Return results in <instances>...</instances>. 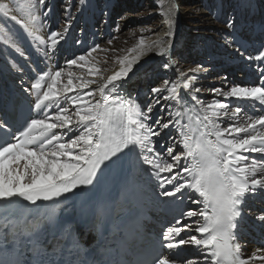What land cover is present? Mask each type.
<instances>
[{
	"label": "snow or ice",
	"instance_id": "6c2138e0",
	"mask_svg": "<svg viewBox=\"0 0 264 264\" xmlns=\"http://www.w3.org/2000/svg\"><path fill=\"white\" fill-rule=\"evenodd\" d=\"M63 8V25L45 39L39 33L52 11L47 0H0V22L11 25L0 29V43L26 62L17 42L22 36L37 51L55 50L75 19L73 0ZM161 14L170 24L171 9ZM171 35L169 26L157 39L141 35L126 49L110 47L115 37L108 47L96 44L66 59V67L37 72L23 89L32 99L19 126L0 113V264H104L80 259L71 225L49 240L11 210L92 186L125 156H134L167 203L196 206L173 217L136 264H264V245L245 255L239 240L245 216L264 227V211L246 208L264 196V67L257 65L258 83L229 85L224 78L225 86L205 89L198 79L208 69L179 67L169 55ZM152 52L167 58L162 67L176 79L152 87L141 106L124 92L125 81ZM245 58L264 62V48ZM205 92L212 98H202Z\"/></svg>",
	"mask_w": 264,
	"mask_h": 264
},
{
	"label": "bare ground",
	"instance_id": "6f19581e",
	"mask_svg": "<svg viewBox=\"0 0 264 264\" xmlns=\"http://www.w3.org/2000/svg\"><path fill=\"white\" fill-rule=\"evenodd\" d=\"M199 1L205 2L206 6L210 5L212 14H203L207 9L201 8ZM47 3L51 5L52 11L47 17H42L43 27L39 33L45 39L50 31L64 23V0H47ZM213 4H216L215 10ZM73 5L75 19L65 39L55 50L40 46L42 51H37L32 41L22 36L17 42L29 56L26 62L23 57L0 43V87L7 79H11L22 89L27 88L37 72L48 71L50 68L55 70V63L58 68L66 67V59L80 55L96 44L108 47L107 41L115 37L110 47L126 49L132 47L141 35L150 40L157 39L169 30V26L172 31L171 37L167 38L171 41L169 55L178 66L187 69L199 64L208 69L199 75L198 86L205 89L214 87L216 78L209 76L212 69L223 71L224 76L220 80L223 86L224 78L229 85H252L253 78H256V83L259 82L257 65L264 67V62L245 57L255 56L264 48V0H233L232 5L225 0H208V3L206 0H84L82 5L79 0H73ZM77 7L79 11H76ZM170 9L169 24L161 13ZM229 19L234 21L232 28L226 26ZM191 23H194L192 31L188 28ZM117 25L119 31L116 30ZM6 27L11 25L0 22V29ZM236 49L245 55L241 56ZM44 51L48 52L50 59L43 55ZM103 55L100 54L101 57ZM166 60V57L158 56L155 52L149 53L129 73L125 81L128 84L127 90L141 106L149 101L148 92L157 81L161 83L164 79H176L173 70L162 67ZM13 63L23 68V72L13 69ZM240 77H246L249 82L243 83ZM202 98L212 97L205 92ZM126 167L132 171L129 179H134L136 186L142 188L156 184L150 174L139 167L134 156H126ZM262 207L263 196L250 199L246 205V208L257 214L262 211ZM255 248L248 244L247 255Z\"/></svg>",
	"mask_w": 264,
	"mask_h": 264
},
{
	"label": "rangeland",
	"instance_id": "374dc122",
	"mask_svg": "<svg viewBox=\"0 0 264 264\" xmlns=\"http://www.w3.org/2000/svg\"><path fill=\"white\" fill-rule=\"evenodd\" d=\"M19 1H23V0H19ZM225 2L227 3V4H230V5H232L233 4V0H225ZM199 4H200V7L201 8H205V9H207V10H204V13L203 14H205L206 12H209L210 14H212V8H211V6L210 5H207L206 6V4H205V2H201V1H199L198 2ZM206 3H208V0H206ZM214 6H213V10H215L216 9V4H213ZM194 23H191L189 26H188V28H189V30L190 31H192L193 30V28H194V25H193ZM214 24V23H213ZM184 60H185V58H184ZM55 64H57V63H55ZM55 66V65H54ZM141 68H143V67H141ZM54 69H57V68H55L54 67ZM138 70V69H137ZM136 70V71H137ZM212 71V72H211ZM210 71V73H209V76H211V77H213L214 79L216 78V80H215V82H214V87H223V85H221V82H220V80L223 78V76H224V74H223V71H220L219 69H212ZM233 73V72H232ZM223 75V76H222ZM243 83H248L249 82V79H247L246 77H240L239 78ZM251 83L252 84H255L256 83V78H253L252 80H251ZM160 84V81H157L154 85H153V87L154 86H158ZM140 167V166H139ZM132 182H134L135 184H136V182H135V180L134 179H132ZM153 185H154V183H153ZM250 205H253L252 203L250 204Z\"/></svg>",
	"mask_w": 264,
	"mask_h": 264
}]
</instances>
